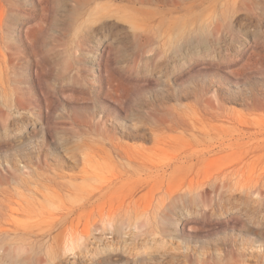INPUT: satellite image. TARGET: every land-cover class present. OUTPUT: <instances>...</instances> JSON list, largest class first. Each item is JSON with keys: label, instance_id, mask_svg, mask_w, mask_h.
<instances>
[{"label": "rangeland", "instance_id": "obj_1", "mask_svg": "<svg viewBox=\"0 0 264 264\" xmlns=\"http://www.w3.org/2000/svg\"><path fill=\"white\" fill-rule=\"evenodd\" d=\"M9 115L58 125L33 149L75 189L0 186V226L44 235L0 237V264H264V0H0Z\"/></svg>", "mask_w": 264, "mask_h": 264}, {"label": "bare ground", "instance_id": "obj_2", "mask_svg": "<svg viewBox=\"0 0 264 264\" xmlns=\"http://www.w3.org/2000/svg\"><path fill=\"white\" fill-rule=\"evenodd\" d=\"M194 7V6H193ZM199 8V7H198ZM132 9V8H131ZM130 10V9H129ZM178 10V9H177ZM139 10L137 9V12ZM174 11V10H173ZM172 11V12H173ZM141 12V11H139ZM153 12V11H152ZM146 13V12H145ZM166 15V14H165ZM156 16V15H154ZM169 16V15H168ZM149 17H151L149 15ZM154 20V19H153ZM249 22V21H248ZM211 23V22H210ZM206 26V25H205ZM219 26V25H218ZM217 28V27H216ZM132 29V28H131ZM171 29V28H170ZM232 29V28H231ZM217 30V29H216ZM215 30V31H216ZM212 31V30H211ZM214 31V32H215ZM236 33V32H235ZM259 34V33H258ZM143 35V34H142ZM161 35V34H160ZM203 35V34H202ZM147 37V36H146ZM198 37V36H197ZM128 38V37H127ZM140 38V37H139ZM148 38H150L148 36ZM206 38V37H205ZM141 39V38H140ZM143 39V38H142ZM155 39V38H154ZM211 39V37H210ZM214 39V38H213ZM234 39V38H233ZM125 40V39H124ZM144 40V39H143ZM203 40V38H202ZM209 40V38H208ZM90 41V40H89ZM142 41V40H141ZM149 41V40H147ZM153 41H157V40H153ZM204 41H206V39H204ZM202 41V43L204 42ZM132 42V41H131ZM146 42V39H145ZM144 42V45H146ZM152 42V41H151ZM150 42V43H151ZM166 42V40H165ZM143 43V41H142ZM153 43V42H152ZM158 43V42H157ZM163 43V42H162ZM209 43V42H208ZM127 44V43H126ZM149 44V43H147ZM154 44V43H153ZM165 44V43H164ZM218 44V43H217ZM128 45V44H127ZM142 45V44H140ZM152 45V44H151ZM212 45V44H211ZM143 46V45H142ZM147 46V45H146ZM145 46V47H146ZM150 46V45H149ZM208 46V45H207ZM216 46V45H215ZM133 47V46H132ZM232 47V46H231ZM92 48V47H91ZM142 48V47H141ZM143 50V49H142ZM184 54V53H183ZM117 59V58H116ZM154 59V58H153ZM166 61V60H165ZM168 62V61H167ZM114 63V62H113ZM167 64V63H166ZM154 65V64H153ZM159 65V64H158ZM183 65V64H182ZM160 66V65H159ZM158 66V67H159ZM171 66V65H170ZM163 67V65H162ZM167 67V65H166ZM160 69V67H159ZM196 69V68H195ZM197 70V69H196ZM166 71V70H165ZM119 73H121V77L128 81V82H134L138 79H140L143 75L138 72L135 71L133 69H124L121 70ZM115 76V75H114ZM177 76V75H176ZM145 78V77H144ZM146 79V78H145ZM142 80V79H141ZM144 80V79H143ZM145 83V82H144ZM110 86V85H109ZM71 90V89H70ZM111 94V93H110ZM125 100V99H124ZM133 100L129 101V105L128 108L129 109H133L135 103L133 104L132 102ZM12 106H15L16 108H21V107H27L26 104L21 103L19 101H15L14 103H12ZM150 106V105H149ZM50 108V107H49ZM16 110V109H15ZM128 111V110H127ZM38 115V114H37ZM31 117V116H30ZM30 118H27V116H19V118H13L9 115V117L7 118L8 122L6 123V125L9 127H7L6 133H0V154H4L5 156L9 157L11 156V151L14 150L16 152H19L20 154H24V161L27 163L26 167L29 169V173L28 175L24 176L21 175L19 173H17L16 171H10V174H2L0 173V186L2 185H6L7 187L4 188L3 190H1L2 192V196L3 197H7V194L10 195L12 193V195H16L17 197H24L25 195V191H32V189H29L28 186L30 184V180L32 179L33 175L36 174L37 176L42 175L43 177L41 178L43 180V187L47 190H52L53 187H59L60 189H62L63 191L66 192H73L74 191V187H72L70 185V183L66 182V178L63 175H58V174H54L53 176H46L45 174L41 173L39 170H42L44 168V164H45V156L47 155V150L45 149H41L42 147H40V149L38 150V154L35 155L36 153L34 152V150L36 148L33 149V143L37 140V138H40L42 141L45 137H48L49 135H52L54 137H57L56 135L58 134L59 131V127L57 124H55L53 127L50 128H45L44 125L41 126L38 122H30L29 120ZM75 121V120H74ZM62 122V121H61ZM82 122V121H81ZM16 123H18V125H16ZM93 124V122H91ZM90 123V124H91ZM59 124V123H58ZM86 124V123H83ZM91 124V125H92ZM53 125V124H52ZM51 125V126H52ZM75 125V124H74ZM80 125V124H79ZM82 125V123H81ZM94 125V124H93ZM92 125V126H93ZM61 126V125H60ZM84 126V125H82ZM88 126V125H87ZM91 126V127H92ZM16 127V128H14ZM94 127V126H93ZM92 127V128H93ZM87 128V127H86ZM91 128V129H92ZM90 129V127H89ZM99 129L96 127V130ZM63 130V129H62ZM76 130V129H75ZM74 130V131H75ZM79 130V128H78ZM76 130V131H78ZM71 131V130H70ZM154 131V130H153ZM79 132V131H78ZM81 132V131H80ZM79 132V133H80ZM97 132H99L97 130ZM84 133V132H82ZM81 133V134H82ZM78 134V133H77ZM72 139V138H71ZM157 141V140H156ZM158 142V141H157ZM68 145V144H67ZM66 145V146H67ZM55 146L57 149H63L65 148V144L63 142L62 139H60L57 143H55ZM155 147V146H154ZM68 151L71 149H67ZM37 151V150H36ZM145 155V154H144ZM86 159V158H85ZM85 159L83 158L84 162ZM233 172V171H232ZM81 173V171H80ZM83 173V172H82ZM243 174V173H242ZM82 175V174H81ZM234 175V174H233ZM67 177V176H66ZM220 177V176H218ZM243 178V177H242ZM72 179V178H71ZM226 179V178H225ZM68 181V180H67ZM85 186V185H84ZM81 187V186H80ZM83 187V185H82ZM199 187V186H198ZM197 187V188H198ZM201 187V186H200ZM203 187V186H202ZM201 187V188H202ZM74 188V189H73ZM76 188H78L77 190H79L80 188L77 186ZM85 188V187H84ZM135 188V187H134ZM194 188V187H192ZM83 189V188H82ZM88 189V188H87ZM92 189V188H91ZM94 189V188H93ZM204 189V188H202ZM22 190V191H20ZM45 190V191H46ZM76 190V191H77ZM81 190V189H80ZM90 190V189H89ZM88 190V191H89ZM199 190V188H198ZM39 188H36V193H38ZM75 191V192H76ZM83 191V190H82ZM86 191V190H85ZM83 191V192H85ZM87 191V192H88ZM197 191V189H196ZM206 191V190H205ZM208 191V190H207ZM94 192V191H93ZM198 192V191H197ZM203 192V191H202ZM201 192V193H202ZM95 193V192H94ZM5 194V195H4ZM83 197H84V193ZM86 194V193H85ZM195 194V193H194ZM203 194V193H202ZM208 194V193H206ZM92 196V194H91ZM26 197V196H25ZM174 197V196H173ZM84 198L87 199V196H85ZM22 199V198H21ZM20 199V200H21ZM24 199V198H23ZM22 201H25V199ZM89 200V199H88ZM3 203V201H2ZM28 203V201L26 202ZM17 204H19L20 208L19 209H14L11 208V210L9 211V213H5L7 218L8 216L12 217L13 213L15 214V212L20 211V209L22 208V206H24L23 204L20 203V201H17ZM27 205V204H26ZM28 206L29 203H28ZM27 207V206H26ZM152 207V206H151ZM151 207H147L146 212L145 213H150L153 209H151ZM28 208V207H27ZM53 208V206L51 207ZM55 208V207H54ZM57 208V207H56ZM167 208V207H166ZM23 209V208H22ZM61 209H66V207H62ZM169 209V208H168ZM28 210H32V212L34 211L33 209H28ZM52 210V209H51ZM156 210V209H154ZM153 210V211H154ZM164 210V209H163ZM22 211V210H21ZM157 211V210H156ZM28 213H32L30 211H26ZM35 212V211H34ZM22 213V212H20ZM37 213V212H36ZM10 214V215H9ZM23 214V213H22ZM34 214V213H32ZM115 213L114 212H108L106 214H102L101 216H103L104 218H112L113 215ZM24 215H26V213L24 212ZM35 215V214H34ZM15 216V215H14ZM37 217V216H36ZM27 218V217H26ZM9 219V218H8ZM32 220V219H30ZM6 222V221H4ZM1 223V222H0ZM34 224V223H33ZM13 226V225H12ZM15 226V225H14ZM31 226V225H30ZM39 229V228H38ZM36 230L31 227H24V228H14L13 230H11L10 228H5L3 226H0V237H7V235H9V233L11 232H16L17 235H21L22 236V240L24 242H27L28 244H33V243H37V242H41V240L39 239L40 237H44V235L41 233V230ZM69 235V237H73L74 233L73 231H69L67 233Z\"/></svg>", "mask_w": 264, "mask_h": 264}]
</instances>
